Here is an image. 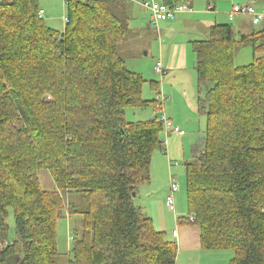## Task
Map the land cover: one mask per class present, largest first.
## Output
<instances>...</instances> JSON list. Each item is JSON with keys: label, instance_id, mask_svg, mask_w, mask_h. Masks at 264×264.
<instances>
[{"label": "trees", "instance_id": "1", "mask_svg": "<svg viewBox=\"0 0 264 264\" xmlns=\"http://www.w3.org/2000/svg\"><path fill=\"white\" fill-rule=\"evenodd\" d=\"M127 2L67 0L64 31L47 26L40 0L0 3V246L10 241L11 213L16 230L0 264L12 256L58 264L63 194L79 197L69 212L82 218L68 264L177 262V244L133 196L151 181L164 127L159 116L126 120L129 108L159 104L144 100L147 80L119 55ZM243 47L255 60L238 67ZM193 51L207 127L202 151L185 165L189 216L180 219L194 215L187 223L200 229L202 248L231 252L230 264H264V22L249 34L217 25ZM43 170L55 190L43 189Z\"/></svg>", "mask_w": 264, "mask_h": 264}, {"label": "crops", "instance_id": "2", "mask_svg": "<svg viewBox=\"0 0 264 264\" xmlns=\"http://www.w3.org/2000/svg\"><path fill=\"white\" fill-rule=\"evenodd\" d=\"M66 1L67 0H65V3ZM141 1L143 0L127 2L128 15L130 17L129 22H137L135 26L138 31L142 30L143 32V30L149 29L150 33L154 32L159 38L161 42V47L159 49L160 54H158L153 68L155 69L158 63H162L166 71L163 79L159 76L161 82L160 80L155 81L151 79L152 77H149L150 80L157 83L155 86L156 89H153L152 85L149 86V88L153 93L156 92L157 95L158 91L162 90L167 100L161 109L166 116L175 123V125L181 128L183 132V134H170L168 137H166L164 132L162 134L164 144L162 151L168 155V158L170 157V160H168V158H162L163 163L159 172L162 174L164 180H166L169 175L170 178L171 176L174 177L171 170V167L173 166V157L171 154L176 153L181 147H185V154L187 155L191 152L192 156L189 160H193L194 156L202 151L206 135V129L203 130L202 128V123H205V120L202 121V118L199 120L196 118V113L199 111V85L197 86L198 90L196 93L193 83H189V81H192V74L189 70L190 55L188 54V47H186L187 43H191L193 46L194 42L207 39L210 35V30L213 27L229 24V13L235 5H254L263 13L264 7H259L258 0H231L229 8L226 7V4H221L223 3L221 2L212 5L213 10L210 11L209 6L206 3H197L193 7V11L179 15L173 22H162L159 28L156 29L151 24L150 14L142 7ZM40 9L43 12L44 20H50V18L51 21L56 20V17H54L56 16L55 14L54 16L51 15L50 18L48 17V12L51 10V7L41 5ZM50 12H54V10H51ZM140 12L146 13L148 18L147 21H137ZM246 19H249V26L247 22L244 21ZM233 22L234 24L238 23L237 28L233 26L237 34H249L253 28H259L262 25L261 24L259 27L254 26L251 18L246 16H237ZM146 23L148 28L146 27ZM64 30L65 27L61 31ZM146 56H149V54H146ZM195 56H191V59L193 60H191V68L196 71V62L194 61L197 59ZM158 106L155 110L156 112L158 111V115H154L155 117L160 116L161 113V109L159 110ZM152 169L153 167L151 165V170ZM169 193L170 189L167 188L165 196L166 194L168 196ZM138 197L139 192L135 197V205L140 207L145 214V208L143 205L136 203ZM142 199L143 196L139 197L140 201H142ZM153 203L154 202L152 201L149 203V211L153 214L149 218L153 220L157 230L164 232L169 241L177 244L178 257L176 264H230L234 257L231 252L207 251L202 248L200 229L196 226L189 225L187 223L189 220L187 219H183L185 221L181 220L180 218H185L184 215H181L182 213H174V217L168 219H166V217H160V206ZM165 207H167V205H165ZM176 230L178 231V236L174 237L173 233Z\"/></svg>", "mask_w": 264, "mask_h": 264}, {"label": "rangeland", "instance_id": "3", "mask_svg": "<svg viewBox=\"0 0 264 264\" xmlns=\"http://www.w3.org/2000/svg\"><path fill=\"white\" fill-rule=\"evenodd\" d=\"M3 0H0V3H2ZM223 2V3H221ZM226 4V7L229 8V5L231 3V0H220L217 2V4ZM259 7H264V0H258ZM51 7V10H54V12H48V17L50 18L51 15L56 16L55 21L45 20L48 27L61 31L66 26L64 24V18L66 17V3L65 0H41L40 1V7ZM219 9V6H218ZM264 9V8H263ZM194 8H192V11ZM224 11V10H223ZM147 15L145 12H140L139 18L137 21H147ZM51 21V22H50ZM247 22L249 26V19L244 20ZM230 22V21H229ZM137 22H129V28L130 33L127 38V40L122 43L119 47V55L124 61L126 62V66L129 70L136 72L138 74H141L144 79L147 80V83L144 86L143 89V98L144 100H156L157 93L152 92L150 90L149 86H151L149 77H152L153 80H160V77L153 72V65L158 57L159 49L161 42L159 38L155 35L154 32H151L148 30H142L138 31L136 29ZM229 24H232L235 28H237L238 23L230 22ZM146 23V27H147ZM261 27V26H260ZM259 27V28H260ZM148 28V27H147ZM186 47H188V54L190 55V68L192 74V81H189V83H193V87L196 90L197 93V86H198V80H197V73L195 70H193L191 62L193 61L191 59V56H195V53L193 52V46L191 43H187ZM237 56H236V66H246L254 62L255 55L253 52V49L251 47H243L237 49ZM146 54H149V56H146ZM196 57V56H195ZM192 60V61H191ZM196 62V60L194 61ZM155 73V74H154ZM188 77V76H187ZM161 82V80H160ZM150 90V91H149ZM200 94V92L198 91ZM166 97V96H165ZM199 107V106H198ZM158 115V111H155L154 107H149L146 109H140V108H129L126 111V120L128 122H145L150 121L151 119H154V115ZM196 118L199 120L202 118V121L205 120V123H202L203 130L207 127V117L201 113H196ZM206 131V130H205ZM189 142V141H188ZM182 145V144H181ZM190 146V143H189ZM176 154V155H175ZM185 147H181L176 153L171 154L172 155V175L177 179L180 191L176 195V214L182 213L181 215H184L185 217L189 216V209H188V200H187V176H186V163L190 162L191 159L189 158L192 156L191 152L187 155L185 154ZM186 156V157H185ZM162 158H168V155L165 154L162 150H157V153L154 154L153 157V169L151 170V181L150 183L143 184L139 187V197L143 196L142 201L139 200V197L136 199V203L139 205H143L145 208V215L147 217H151L152 212L149 211V203L154 202L157 206H160L159 215L160 217H166L172 218L174 217V213L171 212L166 205V197L165 192L167 188H169V182H170V175L166 180L162 177V174H160V170L162 167L163 159ZM170 160V157L168 158ZM39 178L42 184L43 189L48 191H53L56 189L54 180L51 176V174L46 171H40L39 172ZM64 199V207L65 211L63 212V217L58 222V228H57V245H58V251L60 253V256L57 260L58 264H68L69 259L71 258V251L74 245L75 240V230H79L81 228L82 218L80 215H70L69 206L71 203H76L79 199L78 196L69 197L68 195H62ZM153 203V204H154ZM8 224L10 226V240H14L16 236V230H15V221L14 216L11 213Z\"/></svg>", "mask_w": 264, "mask_h": 264}, {"label": "built area", "instance_id": "4", "mask_svg": "<svg viewBox=\"0 0 264 264\" xmlns=\"http://www.w3.org/2000/svg\"><path fill=\"white\" fill-rule=\"evenodd\" d=\"M141 5L149 12L151 24L156 29L159 28L162 22H173L178 18L179 15L192 11V8L187 3H181L176 6H169L164 2V0H143L141 1ZM209 10L212 11L213 7L209 6ZM40 16L43 17L42 11H40ZM237 16L250 17L253 25L256 27H259L264 22V13L259 11L254 5H235L229 13V21L233 22ZM64 23L65 25L68 23L67 17L64 18ZM154 72L162 79L166 74L165 68L163 67L162 63H158L156 65ZM157 100L159 103V108L161 109L165 101L167 100L162 90L158 91ZM159 119L163 124V132L166 137H168L170 134H183L181 128L175 125V123L166 116L162 109ZM169 189L170 193L167 196L166 205L171 212L176 213L175 196L180 191V186L177 179L172 176L169 182ZM194 221L195 216H190L189 222L194 223ZM173 235L174 237H177L178 231H174ZM13 243L14 240H10L9 242H5L2 246H0V260L2 251L13 245Z\"/></svg>", "mask_w": 264, "mask_h": 264}, {"label": "water", "instance_id": "5", "mask_svg": "<svg viewBox=\"0 0 264 264\" xmlns=\"http://www.w3.org/2000/svg\"><path fill=\"white\" fill-rule=\"evenodd\" d=\"M133 196L136 197V194H134ZM5 264H23V262L20 260L18 256H12L7 259Z\"/></svg>", "mask_w": 264, "mask_h": 264}]
</instances>
